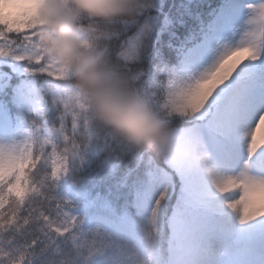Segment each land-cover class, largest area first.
<instances>
[{"label":"snow or ice","instance_id":"obj_1","mask_svg":"<svg viewBox=\"0 0 264 264\" xmlns=\"http://www.w3.org/2000/svg\"><path fill=\"white\" fill-rule=\"evenodd\" d=\"M0 264H264V0H0Z\"/></svg>","mask_w":264,"mask_h":264}]
</instances>
